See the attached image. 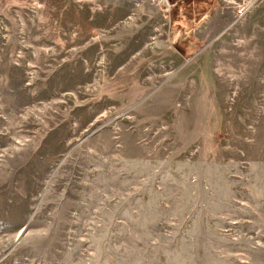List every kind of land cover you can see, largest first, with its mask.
Wrapping results in <instances>:
<instances>
[{
  "label": "rangeland",
  "instance_id": "374dc122",
  "mask_svg": "<svg viewBox=\"0 0 264 264\" xmlns=\"http://www.w3.org/2000/svg\"><path fill=\"white\" fill-rule=\"evenodd\" d=\"M0 264H264V0H0Z\"/></svg>",
  "mask_w": 264,
  "mask_h": 264
},
{
  "label": "bare ground",
  "instance_id": "6f19581e",
  "mask_svg": "<svg viewBox=\"0 0 264 264\" xmlns=\"http://www.w3.org/2000/svg\"><path fill=\"white\" fill-rule=\"evenodd\" d=\"M249 3H251V1Z\"/></svg>",
  "mask_w": 264,
  "mask_h": 264
}]
</instances>
